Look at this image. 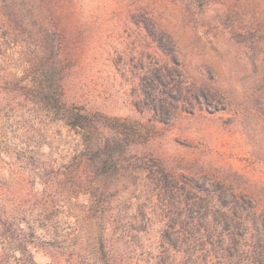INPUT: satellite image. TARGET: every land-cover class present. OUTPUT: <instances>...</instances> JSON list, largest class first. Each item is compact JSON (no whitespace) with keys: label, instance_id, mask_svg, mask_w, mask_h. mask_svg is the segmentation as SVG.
Wrapping results in <instances>:
<instances>
[{"label":"trees","instance_id":"obj_1","mask_svg":"<svg viewBox=\"0 0 264 264\" xmlns=\"http://www.w3.org/2000/svg\"><path fill=\"white\" fill-rule=\"evenodd\" d=\"M51 1L0 0V118L29 117L20 145L11 148L0 133V160L8 156L13 174L44 186L12 199L8 187L0 194V264H37L32 248L44 249L52 264H264V214L253 199L206 176L177 177L135 154L139 123L71 96L66 31ZM205 1L203 21L132 15L159 51L140 59L132 103L160 123L180 110L225 108L216 53L235 50L243 99L264 94V0H235L233 9L229 0ZM180 26L188 41L177 37ZM60 123L79 140L55 157L65 141Z\"/></svg>","mask_w":264,"mask_h":264},{"label":"rangeland","instance_id":"obj_2","mask_svg":"<svg viewBox=\"0 0 264 264\" xmlns=\"http://www.w3.org/2000/svg\"><path fill=\"white\" fill-rule=\"evenodd\" d=\"M205 2L57 0L55 17L66 31L63 55L71 71L68 87L71 96L81 97L79 100L90 109L139 123L142 132L139 142L132 147L135 154L154 157L177 177L206 176L219 181L236 194L249 196L257 211L264 214V94L243 99L242 87L236 86L240 80H235V50L212 56L213 64L221 69L219 94L227 99L223 110L211 112L196 108L192 113L180 110L169 123L163 124L149 111H137L132 103L133 89L139 83L135 73L139 71L140 59L148 53L159 56L156 44L134 23L132 15L148 10L165 23H182L183 18L190 17L192 21H203ZM226 3L227 9L235 7V0ZM181 28L175 30L177 37L188 41L191 35H186ZM221 38L217 35L215 40ZM184 52L191 53L192 50ZM28 119L27 115L0 118V133L9 137L11 148L13 143L20 145V140H27L22 135L29 131L24 128ZM57 132L65 141L63 146L53 148L55 157L67 155L70 144L79 140L77 134L61 123L57 125ZM43 153L49 155L51 149L45 147ZM11 162L13 160L8 156L0 160V194H5L7 187L10 199L31 190L43 192L44 186L39 180L32 187L26 178L19 177L17 171L13 174ZM16 204L11 202L12 207ZM60 206L59 202V211H62ZM38 234L43 232L39 230ZM151 236L155 239L156 233L152 232ZM32 251L37 264H52L44 249L32 248Z\"/></svg>","mask_w":264,"mask_h":264}]
</instances>
